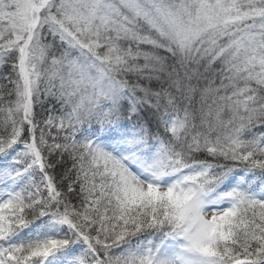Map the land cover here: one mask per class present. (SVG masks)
<instances>
[{"label":"snow or ice","instance_id":"obj_1","mask_svg":"<svg viewBox=\"0 0 264 264\" xmlns=\"http://www.w3.org/2000/svg\"><path fill=\"white\" fill-rule=\"evenodd\" d=\"M0 264H264V0H0Z\"/></svg>","mask_w":264,"mask_h":264}]
</instances>
